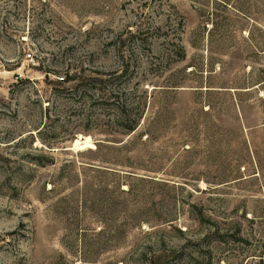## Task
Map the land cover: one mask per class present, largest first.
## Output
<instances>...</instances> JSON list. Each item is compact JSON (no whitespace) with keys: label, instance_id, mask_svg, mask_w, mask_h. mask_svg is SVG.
Returning <instances> with one entry per match:
<instances>
[{"label":"rangeland","instance_id":"374dc122","mask_svg":"<svg viewBox=\"0 0 264 264\" xmlns=\"http://www.w3.org/2000/svg\"><path fill=\"white\" fill-rule=\"evenodd\" d=\"M0 264H264V0H0Z\"/></svg>","mask_w":264,"mask_h":264},{"label":"bare ground","instance_id":"6f19581e","mask_svg":"<svg viewBox=\"0 0 264 264\" xmlns=\"http://www.w3.org/2000/svg\"><path fill=\"white\" fill-rule=\"evenodd\" d=\"M94 147L93 140L90 137L80 138L75 142L74 148L78 151L92 149Z\"/></svg>","mask_w":264,"mask_h":264},{"label":"built area","instance_id":"2783aa9c","mask_svg":"<svg viewBox=\"0 0 264 264\" xmlns=\"http://www.w3.org/2000/svg\"><path fill=\"white\" fill-rule=\"evenodd\" d=\"M27 57H28L29 59H33V54H32V53H29V54L27 55ZM64 79H65V78H63V77L60 78L61 81H64Z\"/></svg>","mask_w":264,"mask_h":264},{"label":"trees","instance_id":"16d2710c","mask_svg":"<svg viewBox=\"0 0 264 264\" xmlns=\"http://www.w3.org/2000/svg\"><path fill=\"white\" fill-rule=\"evenodd\" d=\"M64 81H65V79H64ZM133 131V130H132Z\"/></svg>","mask_w":264,"mask_h":264}]
</instances>
